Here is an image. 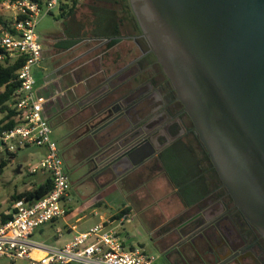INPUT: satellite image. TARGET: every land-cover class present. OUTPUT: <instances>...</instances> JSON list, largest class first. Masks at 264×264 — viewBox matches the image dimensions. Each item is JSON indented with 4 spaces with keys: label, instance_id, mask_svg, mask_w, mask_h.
<instances>
[{
    "label": "flooded vegetation",
    "instance_id": "obj_1",
    "mask_svg": "<svg viewBox=\"0 0 264 264\" xmlns=\"http://www.w3.org/2000/svg\"><path fill=\"white\" fill-rule=\"evenodd\" d=\"M129 26L120 31L114 44V60L109 64L113 70L91 73L84 81V93L67 104L60 118L53 116L66 129L67 147L78 159L77 169L83 170L86 180L97 179L98 185L105 187L127 183L145 172L152 176L166 161L179 160L183 149L192 153L198 150L200 170L210 180L209 193L161 240L159 256L168 264H264L263 236L223 185L191 116L140 25L130 19ZM124 118L137 122L139 134L131 161L126 158L128 149L118 147L125 140L118 145L114 140V126ZM149 142L153 154L132 166ZM127 168H131L128 173L117 175Z\"/></svg>",
    "mask_w": 264,
    "mask_h": 264
},
{
    "label": "water",
    "instance_id": "obj_2",
    "mask_svg": "<svg viewBox=\"0 0 264 264\" xmlns=\"http://www.w3.org/2000/svg\"><path fill=\"white\" fill-rule=\"evenodd\" d=\"M130 3L223 185L264 238V0ZM136 125L124 118L114 126L130 161ZM152 147H142L132 166L147 160Z\"/></svg>",
    "mask_w": 264,
    "mask_h": 264
},
{
    "label": "built area",
    "instance_id": "obj_3",
    "mask_svg": "<svg viewBox=\"0 0 264 264\" xmlns=\"http://www.w3.org/2000/svg\"><path fill=\"white\" fill-rule=\"evenodd\" d=\"M67 1L3 0V6L13 13V22L1 30L0 61L25 59L17 70L20 85L12 104L19 123L0 133V154L10 155L30 145L44 148L45 153L29 168V173L47 171L53 185L40 198L23 196L14 201L12 218L0 225V257L21 259L26 264H156V258L142 247L124 245L121 229L131 221L126 209L79 233L60 248L46 249L32 240L37 228L68 212L63 201L69 199L70 176L57 141L52 139L53 126L44 115L47 100L38 95L34 75V68L40 65L43 55L37 31L39 19ZM34 249L44 254L36 257Z\"/></svg>",
    "mask_w": 264,
    "mask_h": 264
},
{
    "label": "rangeland",
    "instance_id": "obj_4",
    "mask_svg": "<svg viewBox=\"0 0 264 264\" xmlns=\"http://www.w3.org/2000/svg\"><path fill=\"white\" fill-rule=\"evenodd\" d=\"M110 1L113 0H83L73 15H70L67 11L65 15H62L58 7L50 13L42 14L37 28L41 42L49 51V37L65 36L70 30L69 34L80 41L77 46H82L84 49L85 47H93L75 62L79 64L89 62L84 67L82 66L84 73L88 74L94 67L101 64L106 67L114 56V48L107 50V40L97 35V33L105 31L103 25L104 15L109 11H114L120 23V31L130 28V19L132 22L135 21L130 6L121 3L110 4ZM0 13L5 18L13 19L12 11L3 6V0H0ZM123 23L125 26H122ZM90 37L96 39L86 40ZM54 66L52 54L47 52L40 65L34 68L35 78L40 84L45 83L46 75L55 70ZM51 88L56 91L59 84L51 82ZM42 94L47 98L44 112L53 125L52 139L57 141L71 181L69 199L63 201V204L73 206L79 212L78 214L84 216L80 226L83 229L88 228L87 230L101 222V214L105 216L114 215L123 205L130 204L134 211L131 214V221L127 223L129 233L127 246L138 245L143 247L156 258L157 264H164L165 261L159 256L161 249L158 245L161 241V235L156 225L162 223L165 219L168 220L170 214L174 217L167 225L169 229L177 224L181 217H185V215L175 217L181 207L170 184L165 183L160 177H154L146 183L138 185L139 190L137 191H131L127 185L122 183H113L98 189V186L94 185L92 181L85 179L83 170L77 169L78 159H75L71 154V150H68L65 128L58 123L59 119L53 117L57 109L56 104L62 97L60 96L54 100L50 91H48V94L43 91ZM3 115L4 113L0 111V118ZM44 153V148L30 145L16 152L14 156L7 153L0 154V162L3 159L8 162L0 174V216L12 210L15 201L14 196L33 190L48 178L50 174L47 171L41 170L36 174L29 173V168L39 161ZM20 167H22L21 172L19 171ZM171 167L173 168V166ZM87 202H89V205L84 207ZM97 202L102 203L94 206ZM165 209L170 210L169 213ZM45 227L44 231L37 230L34 235V240L44 245L51 244L50 236L54 235V229L51 226L47 225ZM40 252L42 251H37L35 256L40 257L42 255ZM0 264H26V262L21 259L11 260L7 257H0Z\"/></svg>",
    "mask_w": 264,
    "mask_h": 264
},
{
    "label": "crops",
    "instance_id": "obj_5",
    "mask_svg": "<svg viewBox=\"0 0 264 264\" xmlns=\"http://www.w3.org/2000/svg\"><path fill=\"white\" fill-rule=\"evenodd\" d=\"M82 1L83 0H79L77 7L81 4ZM127 1L128 0H113V1H110V4L111 3L112 4L121 3L122 5H125ZM72 4H73V0H69L67 2L62 3L58 7L60 8L62 15H65L68 12V9ZM69 33H70V30L67 34H65V36H62V35L61 36H50L48 39V47H50L49 51L47 50L46 46L42 43L43 44V55H42L41 62L43 61L44 57L47 55V52H51L53 62L55 65L54 66L55 70L51 72L50 74L46 75V80H45V83L43 84H40L39 81L36 79L37 93L40 97H43L47 100V98L42 94L43 91H45V93L47 94H48V91H50V93L52 94L51 97H53L54 100H56L60 96L62 97L60 101L58 102V104H56L57 109H56L54 116H58V118L61 117L60 113L67 106V104L73 103V100L76 97L84 93L85 91V88L83 87L84 81L87 79V77L91 73L99 69L107 70V72H111L113 70L109 67L110 66L109 64H111L112 60H114L113 58L114 56L112 57V59L110 60V62L108 63L106 67H104L103 64H101L100 66L94 67L93 70L90 71L88 74L84 73L82 66L84 67L89 62L87 61L81 64L75 63V62H77L78 58H80L82 55L87 53L93 47L92 48L85 47L84 49V47L82 46H79V45L77 46V44L80 41H77L76 39H74L75 37H73ZM94 39L96 38L90 37V38H87L86 40L92 41ZM105 39L107 40V42L109 41L108 38H105ZM73 40L76 41L74 44L71 43V41ZM112 48H114V46L111 48H107V50H110ZM51 82L59 84V88L56 91H54L51 88ZM44 111H45V105H44ZM44 115L47 119H49L46 116L45 112H44ZM200 158H201V153L198 150L196 153H192L187 149H183L179 160L166 161L163 165L159 166L158 170L152 176L148 175V172H145L144 175L140 177H133L127 183H123V182H117V183H122V184L127 185L131 191L132 190L137 191L139 190L138 185L142 183H146L147 181H149V179H152L154 177H160L165 183L167 182L168 184H170L171 188L173 189V192H175V194L177 195V199L180 202L181 209L180 211L177 212L175 217L177 215H185L184 218H186V216L188 215L189 208L192 207L195 203H198L201 199L206 197L207 194L209 193L210 180L207 177V175L202 173L200 170V166H199ZM171 166H173V168ZM21 169L22 167H20V170H19L20 172H21ZM92 183L96 185L95 182L92 181ZM16 197L17 196H14L15 200H16ZM101 203L102 202H97L96 205L94 206L100 205ZM88 205H89V202L84 204V207H87ZM67 207H68V212L64 217L59 218L55 221L49 222L37 228L34 231L32 235V240L35 243H38L34 240L35 233L37 232V230L44 231L45 230L44 228H46L45 226L47 225L51 226L54 229V235L50 236L52 243L46 244V245L38 243L39 245H42L46 249L63 247L66 243L73 240L79 233L84 232L88 229V228L83 229L80 226V222L84 218V216H81L80 214H78L79 212L76 211L73 206L68 205ZM165 207L166 206L164 205V208ZM124 209H127L126 211L130 212V214H132L134 211L133 207L130 204H126V205H123L118 211H116L114 215L118 214ZM167 211L169 213L170 210H167ZM8 213L11 214V211H9ZM111 216L112 215L105 216L104 214H101L100 218L102 221ZM173 217L170 216L169 214L168 220L165 219L164 220L165 222L163 221L162 223H158L156 225V228L161 235V238H160L161 240L165 236L169 235V233L173 230L174 226L176 225L175 224L173 227H170L169 229L167 228L168 223L171 222ZM127 223L121 229V234L124 239V245L127 248L136 247L138 245L127 246L126 244L128 242L127 238L129 237V233L127 230ZM40 253L42 255L44 254L43 251ZM164 264H168V263L164 262Z\"/></svg>",
    "mask_w": 264,
    "mask_h": 264
},
{
    "label": "trees",
    "instance_id": "obj_6",
    "mask_svg": "<svg viewBox=\"0 0 264 264\" xmlns=\"http://www.w3.org/2000/svg\"><path fill=\"white\" fill-rule=\"evenodd\" d=\"M79 0H73V4L69 7L68 13L73 15L77 8ZM126 6H130L131 13L134 16V19L139 26L138 20L133 12L130 1L128 0ZM114 15V17H113ZM13 22V19L5 18L2 13H0V34L3 28L9 27V25ZM103 25L105 26V31L102 33H97L100 37L108 38L109 41L106 44L107 48H111L119 41L120 34V23L116 18L115 12L110 11L107 12L103 17ZM76 41H71L74 44ZM3 49L0 46V52ZM24 57L16 59L12 61L7 58L4 61H0V111L4 113L3 117L0 118V133L4 130L11 129L15 127L19 120L17 119V111L13 107L14 103V93L16 89L19 87L20 82L17 76V70L21 67ZM15 153L10 154V156H14ZM8 162L6 160H1L0 162V174L3 172V169L7 166ZM53 181L50 177L39 184L36 188L30 191H26L24 193L19 194L16 199L26 196L28 198H40L47 194L52 189ZM127 210V209H126ZM12 218V214L3 213L0 216V225L7 222Z\"/></svg>",
    "mask_w": 264,
    "mask_h": 264
},
{
    "label": "bare ground",
    "instance_id": "obj_7",
    "mask_svg": "<svg viewBox=\"0 0 264 264\" xmlns=\"http://www.w3.org/2000/svg\"><path fill=\"white\" fill-rule=\"evenodd\" d=\"M37 251H41V250H40V249H34V251H33V255H34V256L36 255ZM43 252H44V251H43Z\"/></svg>",
    "mask_w": 264,
    "mask_h": 264
}]
</instances>
